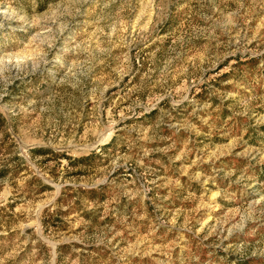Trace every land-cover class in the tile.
<instances>
[{"label":"rangeland","instance_id":"374dc122","mask_svg":"<svg viewBox=\"0 0 264 264\" xmlns=\"http://www.w3.org/2000/svg\"><path fill=\"white\" fill-rule=\"evenodd\" d=\"M0 113V264H264V0H0Z\"/></svg>","mask_w":264,"mask_h":264},{"label":"trees","instance_id":"16d2710c","mask_svg":"<svg viewBox=\"0 0 264 264\" xmlns=\"http://www.w3.org/2000/svg\"><path fill=\"white\" fill-rule=\"evenodd\" d=\"M13 119L14 117L11 118V121L10 122L11 124H13L12 126L14 127V123H13ZM8 127H9V120L7 119V117L3 114V113H0V133L3 134L1 140H0V152L1 153H4V154H10V153H14L16 152V150L14 149L15 147V143L13 141H9L10 139V132L8 131ZM114 142V139L111 140L109 143L105 144L101 151L103 150H106L108 147H110ZM31 152L33 153L32 156H34L35 154H53V155H63L65 157H67L65 155V153H60V152H57L55 150H52L50 148H46V147H37V148H33L31 149ZM99 153H97L95 150H93L89 155H86V156H81V157H76L72 160L71 164H79V163H84L88 160H90L91 158L97 156ZM14 158H17L18 160L21 161V163H25V161H23V158L21 156H17L15 155ZM69 159H72L71 157H67ZM19 166L21 167V164L16 166V168ZM25 168H27V165L25 164L24 165ZM15 172L17 173V169L15 170L14 168L13 169H10L9 167H7L6 165H3L2 167H0V179L1 178H5L7 177V175L10 173V172ZM81 171H78L77 173H79ZM41 187V190L43 189H46V188H49L48 185L44 184L41 179L39 178H36L34 179ZM105 188V185H98L97 187H94V188H91L89 190H86V189H83L82 187H78V188H75L76 191H81V192H88L90 193L91 197H96L99 195L100 191L103 190ZM74 189L73 187L71 186H66L64 188V191H63V195H61L59 198H58V202L59 201H63L64 197L65 196H69V193L68 191L69 190H72ZM49 209V208H48Z\"/></svg>","mask_w":264,"mask_h":264}]
</instances>
